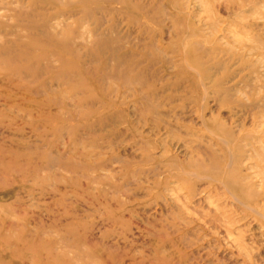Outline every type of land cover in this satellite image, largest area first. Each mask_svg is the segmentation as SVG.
Listing matches in <instances>:
<instances>
[{"label":"rangeland","instance_id":"obj_1","mask_svg":"<svg viewBox=\"0 0 264 264\" xmlns=\"http://www.w3.org/2000/svg\"><path fill=\"white\" fill-rule=\"evenodd\" d=\"M0 264H264V0H0Z\"/></svg>","mask_w":264,"mask_h":264}]
</instances>
